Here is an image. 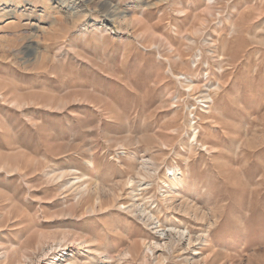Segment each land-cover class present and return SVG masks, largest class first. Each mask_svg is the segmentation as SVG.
Returning <instances> with one entry per match:
<instances>
[{"label":"rangeland","instance_id":"obj_1","mask_svg":"<svg viewBox=\"0 0 264 264\" xmlns=\"http://www.w3.org/2000/svg\"><path fill=\"white\" fill-rule=\"evenodd\" d=\"M51 263L264 264V0H0V264Z\"/></svg>","mask_w":264,"mask_h":264},{"label":"bare ground","instance_id":"obj_2","mask_svg":"<svg viewBox=\"0 0 264 264\" xmlns=\"http://www.w3.org/2000/svg\"><path fill=\"white\" fill-rule=\"evenodd\" d=\"M172 174L174 175V173L176 172V170H172ZM173 177V176H172ZM175 177V176H174ZM178 178V177H177ZM180 178V177H179ZM179 180V179H178ZM83 188V187H82ZM145 214V213H144ZM150 214V213H149ZM148 216V215H147ZM151 217V216H150ZM149 217V218H150ZM150 219H152V218H150ZM153 219H154V221H153V228L154 229H158V227H159V220H158V218H156V217H154L153 216ZM147 221V220H146ZM152 222V221H151ZM148 223H150V222H148ZM150 225V224H149ZM167 229V228H166ZM169 231V230H168ZM186 231H188V230H186ZM157 233L159 234V237L160 238H162V240H160V241H153V240H148V241H146L143 245H145V248H144V257L146 256V257H152V256H154L155 255V253L157 252V251H165V249L167 248V245H168V241H169V239H168V235H167V231L166 230H157ZM169 234V233H168ZM178 234V233H177ZM201 236V235H200ZM170 237V236H169ZM174 237V236H173ZM176 237V236H175ZM187 237V238H186ZM183 240H185V241H183ZM162 241H164V242H162ZM144 242V241H143ZM191 242H192V239H191V237L190 236H188V234L187 235H185V234H183L182 233V235H181V233L179 234V236L176 238V241H175V243H176V245L177 244H186L187 246H189V245H191ZM195 245V244H194ZM186 246V247H187ZM191 246H193V245H191ZM144 247V246H143ZM171 247V246H170ZM168 248H169V246H168ZM167 248V249H168ZM194 249V248H193ZM143 253V252H142ZM128 254H130V256H131V253H128ZM123 255V254H122ZM121 255V256H122ZM127 255V254H126ZM58 255H56L55 257H56V259H55V257H54V259L53 260H58L59 258L57 257ZM61 256V255H60ZM124 256V255H123ZM126 257V256H125ZM57 262H59V260L57 261ZM72 262V261H71ZM120 262V261H119ZM52 264V263H51ZM61 264V263H60Z\"/></svg>","mask_w":264,"mask_h":264}]
</instances>
